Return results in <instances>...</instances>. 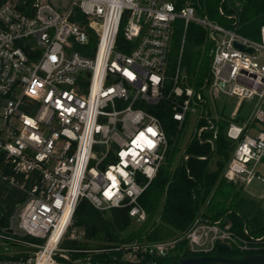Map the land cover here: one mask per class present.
<instances>
[{"label":"built area","instance_id":"2783aa9c","mask_svg":"<svg viewBox=\"0 0 264 264\" xmlns=\"http://www.w3.org/2000/svg\"><path fill=\"white\" fill-rule=\"evenodd\" d=\"M218 11L224 14L221 5ZM226 17L225 25L198 15L189 0H0V175L26 194L16 213L18 229L42 240L34 254L0 258V264H163L182 238L197 255L215 250L217 242L244 254L264 248V237L246 228L238 233L230 223L200 216L173 240L61 246L67 235L85 239L83 228H71L83 198L99 210L124 207L132 220H146L138 199L169 148L161 120L146 106L162 99L170 98L179 122L191 113L206 120L196 123L198 138L212 128L215 137L218 119L204 89L235 96L237 110L252 102L248 120L226 127L235 146L223 177L243 185L264 182V24L251 38L239 32L236 14ZM176 19L184 30L195 22L206 31L209 72L199 90L181 85V49L165 93ZM120 31L127 51L117 46ZM8 228L0 234L5 249L21 242Z\"/></svg>","mask_w":264,"mask_h":264},{"label":"trees","instance_id":"16d2710c","mask_svg":"<svg viewBox=\"0 0 264 264\" xmlns=\"http://www.w3.org/2000/svg\"><path fill=\"white\" fill-rule=\"evenodd\" d=\"M198 15H207L222 24H229L226 15L236 14L239 32L251 38L258 36V30L264 24V0H189ZM224 14L218 11L219 6ZM84 20V17H80ZM124 20L122 21V25ZM95 39L90 40L89 46H95ZM117 46L125 51L126 40L120 31ZM210 42L206 31L196 24L189 22L186 30L181 19L173 22L170 47L166 65L165 93L172 86L171 77L174 74L180 55V68L184 71L183 86H191L199 90L208 76L210 62ZM178 99H182L179 97ZM161 120L169 142V148L164 162L158 168L138 202L145 210L146 220L134 231L124 234L131 226L132 219L128 208L114 207L109 210L95 208L86 198L76 206L73 225L83 228L86 242L68 240V249H95L127 242L133 239L155 241L166 237L178 238L191 228L195 219L209 222L221 219L222 224L230 223L231 228L243 233L246 228L254 237H264V215L254 198H248L243 193V184L227 181L223 177V170L229 161L235 142L226 136L228 120L218 118L213 130H204L201 137L194 134L186 144L184 154L187 158L172 168L175 154L178 152V141L181 137L184 123L173 118V103L169 99H162L156 105L146 106ZM206 124L201 118L197 126ZM211 141H205V139ZM9 173L6 168L3 175ZM26 194L11 186L0 175V234L10 226L12 216L25 200ZM161 203L156 220L149 225V220L155 215ZM16 238H18L15 235ZM35 242L34 237L25 236ZM1 241V238H0ZM38 243V242H36ZM186 240L180 239L169 254L162 259V263L176 264L178 259L185 256L197 255L185 248ZM185 248V250H184ZM29 250L34 248L20 244H12L5 249L0 244V258H25ZM264 253V248L253 251ZM79 255L80 253H72ZM214 254V250L207 253ZM233 254L240 256L244 253L234 250Z\"/></svg>","mask_w":264,"mask_h":264},{"label":"rangeland","instance_id":"374dc122","mask_svg":"<svg viewBox=\"0 0 264 264\" xmlns=\"http://www.w3.org/2000/svg\"><path fill=\"white\" fill-rule=\"evenodd\" d=\"M204 94L208 98V103L212 107L217 108V117L218 118H226L229 121L233 120V118H241L242 120L249 119V111H251L252 102L250 101H244L243 105L238 109L234 110L233 108L238 102V99L235 96H229L225 95L219 90H214L212 94H209L208 89L203 90ZM210 114L216 115L213 108L209 110ZM234 118V119H235ZM198 122L197 119V113H191L187 118L183 126L181 137L177 143L178 145V152L175 154V159L173 161L172 168L175 167L178 163L184 161L185 155L184 149L186 144L189 142L191 137L194 135L196 130V123ZM261 169V168H259ZM243 193L248 198H254L256 202L258 203L260 210L262 211V214L264 215V182L254 179L252 183L249 185H243ZM161 203H159L155 215L149 220V225L152 224L154 220H156L159 209H160ZM17 213V212H16ZM16 213L12 216L10 221V227L15 230V235L19 238L20 245L28 246L30 248H35L34 246L38 243H41L42 240L38 238H34L35 242L30 241V239L25 238V234H23L17 227V221H16ZM143 222L138 221H132L131 226L127 228V230L124 232V234L130 233L137 229ZM71 228H77L72 224ZM249 232V231H248ZM70 233V232H69ZM174 237H166L161 240H173ZM71 240L68 235L63 240V243L61 244L62 247H67V241ZM87 240L84 239L82 242H86ZM38 242V243H36ZM27 244V245H26ZM185 250V248H184ZM35 250H29L28 254H34ZM171 254V253H170Z\"/></svg>","mask_w":264,"mask_h":264},{"label":"water","instance_id":"95a60500","mask_svg":"<svg viewBox=\"0 0 264 264\" xmlns=\"http://www.w3.org/2000/svg\"><path fill=\"white\" fill-rule=\"evenodd\" d=\"M8 231H12V228L9 227ZM232 252L233 249L228 244L224 242H217L214 255L200 254L185 256L179 258L176 264H264V253L231 256L230 254Z\"/></svg>","mask_w":264,"mask_h":264},{"label":"crops","instance_id":"0c3cea01","mask_svg":"<svg viewBox=\"0 0 264 264\" xmlns=\"http://www.w3.org/2000/svg\"><path fill=\"white\" fill-rule=\"evenodd\" d=\"M237 105V104H236ZM236 105H235V107L233 108L235 111L237 110L236 108ZM216 110H217V108H216ZM236 117V116H235ZM234 117V118H235ZM233 118V120H231V121H229V122H233V123H235V124H239L241 121H242V119L241 118H239V119H237V118H235L234 119ZM257 128H259V125H257V126H255V127H253L252 129H250L249 131H248V133H250V134H254L255 132H256V129ZM259 168H261L260 169V171L264 174V164H262V165H260L259 166Z\"/></svg>","mask_w":264,"mask_h":264},{"label":"flooded vegetation","instance_id":"af4514ba","mask_svg":"<svg viewBox=\"0 0 264 264\" xmlns=\"http://www.w3.org/2000/svg\"><path fill=\"white\" fill-rule=\"evenodd\" d=\"M233 251H234V250H233ZM208 255H214V254H208ZM230 255H231V256H236V255L233 254V252H232Z\"/></svg>","mask_w":264,"mask_h":264},{"label":"bare ground","instance_id":"6f19581e","mask_svg":"<svg viewBox=\"0 0 264 264\" xmlns=\"http://www.w3.org/2000/svg\"><path fill=\"white\" fill-rule=\"evenodd\" d=\"M37 264H42V262L39 260V261L37 262Z\"/></svg>","mask_w":264,"mask_h":264}]
</instances>
